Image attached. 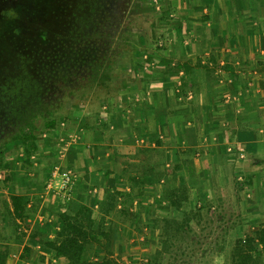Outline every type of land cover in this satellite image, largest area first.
<instances>
[{
  "label": "crops",
  "instance_id": "1",
  "mask_svg": "<svg viewBox=\"0 0 264 264\" xmlns=\"http://www.w3.org/2000/svg\"><path fill=\"white\" fill-rule=\"evenodd\" d=\"M158 2L164 12L127 42L122 90L44 133L29 165L0 169L5 264H69L45 245L62 241L65 216L108 233L84 244L92 262L105 251L139 262L183 217L194 232L217 216L227 240L264 223V0ZM63 169L75 173L66 191Z\"/></svg>",
  "mask_w": 264,
  "mask_h": 264
},
{
  "label": "rangeland",
  "instance_id": "2",
  "mask_svg": "<svg viewBox=\"0 0 264 264\" xmlns=\"http://www.w3.org/2000/svg\"><path fill=\"white\" fill-rule=\"evenodd\" d=\"M150 1L0 0L1 161L26 164L31 155L18 139L22 133L32 131L43 145L48 120L55 119L56 128L83 111L97 110L99 101L114 96L116 85L122 90L132 50L128 43L134 44L149 17L164 12L156 8L160 0ZM183 218L175 232L169 226L163 239L150 238L152 245L139 262L115 259L107 251L103 257L119 264H231L239 233L227 240V233L217 229V216H201L209 223L188 232Z\"/></svg>",
  "mask_w": 264,
  "mask_h": 264
},
{
  "label": "trees",
  "instance_id": "3",
  "mask_svg": "<svg viewBox=\"0 0 264 264\" xmlns=\"http://www.w3.org/2000/svg\"><path fill=\"white\" fill-rule=\"evenodd\" d=\"M33 94L35 93L33 92ZM55 124L56 121L52 118L45 123V126L47 129L52 130L55 127ZM18 139L24 146L25 154L32 155L35 151H37L39 144L32 131L29 134L22 133ZM25 162L27 165L30 163L29 160H25ZM8 166V160H0V169H7ZM7 179L8 177L5 178V181ZM10 200L13 206V212L16 217H23L27 214L22 204L21 195L12 194L10 195ZM81 210L83 211V209ZM88 223L89 221L87 218L77 222L76 219L65 216L63 218V227L59 232L60 235H63L62 241L59 244L48 241L45 243V245L50 247L55 252V254L67 256L70 260L69 264H119L109 257H102L95 262L87 261L84 244L88 241L100 242L108 238L107 232L93 231L91 228H89ZM177 229L178 228L175 227L173 231L175 232ZM167 233V231L163 232L165 236ZM234 241L235 245L233 247V251L230 254V259L232 260L231 264L261 263V261H259V255L260 250H264V223L253 233H249L242 238H236ZM259 245L261 246V249H259ZM0 264H5L4 253H0Z\"/></svg>",
  "mask_w": 264,
  "mask_h": 264
},
{
  "label": "built area",
  "instance_id": "4",
  "mask_svg": "<svg viewBox=\"0 0 264 264\" xmlns=\"http://www.w3.org/2000/svg\"><path fill=\"white\" fill-rule=\"evenodd\" d=\"M61 176V186L60 189L62 191H66L73 186L75 173L73 170L70 169H63L60 171Z\"/></svg>",
  "mask_w": 264,
  "mask_h": 264
}]
</instances>
